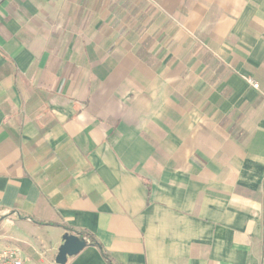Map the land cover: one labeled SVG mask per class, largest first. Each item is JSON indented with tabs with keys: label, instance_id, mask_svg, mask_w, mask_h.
<instances>
[{
	"label": "crops",
	"instance_id": "1",
	"mask_svg": "<svg viewBox=\"0 0 264 264\" xmlns=\"http://www.w3.org/2000/svg\"><path fill=\"white\" fill-rule=\"evenodd\" d=\"M150 1L0 0V247L25 264H58L62 224L121 264H264V0Z\"/></svg>",
	"mask_w": 264,
	"mask_h": 264
},
{
	"label": "water",
	"instance_id": "2",
	"mask_svg": "<svg viewBox=\"0 0 264 264\" xmlns=\"http://www.w3.org/2000/svg\"><path fill=\"white\" fill-rule=\"evenodd\" d=\"M88 245L86 238L74 233H65L63 235V243L58 249L55 261L58 264H65L68 257L78 254L83 248Z\"/></svg>",
	"mask_w": 264,
	"mask_h": 264
},
{
	"label": "built area",
	"instance_id": "3",
	"mask_svg": "<svg viewBox=\"0 0 264 264\" xmlns=\"http://www.w3.org/2000/svg\"><path fill=\"white\" fill-rule=\"evenodd\" d=\"M245 78L254 88L259 87V84L251 77ZM0 264H25L21 247L19 245H7L0 247Z\"/></svg>",
	"mask_w": 264,
	"mask_h": 264
},
{
	"label": "trees",
	"instance_id": "4",
	"mask_svg": "<svg viewBox=\"0 0 264 264\" xmlns=\"http://www.w3.org/2000/svg\"><path fill=\"white\" fill-rule=\"evenodd\" d=\"M62 226L69 232L74 233L76 235H79L81 237H84L87 239L88 241V245H94L96 246L103 258L105 259V261L107 262V264H121L116 262L111 255L106 251V249L104 248V246L97 240V238L89 231L87 230H82V229H75L73 227H70L68 225L62 224Z\"/></svg>",
	"mask_w": 264,
	"mask_h": 264
},
{
	"label": "rangeland",
	"instance_id": "5",
	"mask_svg": "<svg viewBox=\"0 0 264 264\" xmlns=\"http://www.w3.org/2000/svg\"><path fill=\"white\" fill-rule=\"evenodd\" d=\"M151 2V1H150ZM152 3V2H151ZM5 231H8L7 229H5ZM7 245H19V244H15L14 242H9L7 243ZM7 245H4V246H7ZM20 246V245H19Z\"/></svg>",
	"mask_w": 264,
	"mask_h": 264
}]
</instances>
